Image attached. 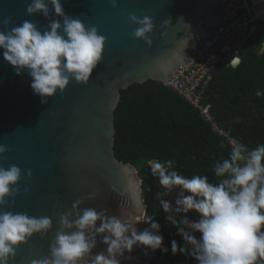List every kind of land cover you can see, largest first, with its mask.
<instances>
[{"label": "water", "instance_id": "obj_1", "mask_svg": "<svg viewBox=\"0 0 264 264\" xmlns=\"http://www.w3.org/2000/svg\"><path fill=\"white\" fill-rule=\"evenodd\" d=\"M60 2L65 14L97 27L106 42L102 60L88 83L72 81L46 104L33 93L27 71L16 75L0 49V144L9 149L0 156V166L21 169L15 203L2 210L48 216L53 222L43 238L34 234L17 246L9 264H31L48 256L50 242L60 227V214L71 211L72 203L90 193L97 195L84 199L81 208L106 210L108 215L131 210L125 176L140 178L130 164L115 157L113 150L114 109L120 90L148 80L167 81L211 37L229 0H117L115 8L109 0ZM29 3L0 0V29L3 19L10 17L13 24L27 19L43 31L49 20L41 14L27 16ZM243 4L258 12L253 0H235L234 9L243 11ZM129 14L152 19L151 46L133 38L137 25L129 22ZM51 16L54 13L50 11ZM261 18L257 17L252 31V36H262L258 55L264 52ZM166 20L171 21L168 26H164ZM29 169L31 177L25 174ZM104 248L98 237L94 254ZM125 256L130 259L121 258V264H166L142 247H134Z\"/></svg>", "mask_w": 264, "mask_h": 264}, {"label": "clouds", "instance_id": "obj_2", "mask_svg": "<svg viewBox=\"0 0 264 264\" xmlns=\"http://www.w3.org/2000/svg\"><path fill=\"white\" fill-rule=\"evenodd\" d=\"M109 3L117 7V0ZM50 11L54 16L50 17ZM25 14H41L49 23L41 31L27 19L18 25L10 17L3 19L0 49L16 75L27 71L30 87L42 104L58 91L63 93L72 81L86 85L102 60L106 42L97 27L65 14L60 0H30ZM129 22L137 25L133 38L151 46L152 19L129 14ZM170 23L166 20L164 26ZM8 150L0 144V156ZM147 165L158 180L155 199L159 209L183 241V246L171 241L173 255H188L196 264H264V143L249 148L232 138L226 157L212 165V179L206 174H182L174 159H152ZM25 174L31 177L32 172L29 169ZM20 177L18 166H0V264H9L17 246L34 234L43 238L53 225L48 216L2 210L14 205ZM125 178L130 211L108 215L106 210L81 208L84 199L95 198V192L76 200L71 211L59 216L60 227L50 242L49 255L31 264H121V258L130 259L125 253L134 247H142L146 254L157 249L167 253L156 215L149 214L143 204V180ZM147 191L151 192V187ZM190 212L196 214L195 220L188 217ZM141 223L145 225L142 230ZM98 237L105 248L94 254Z\"/></svg>", "mask_w": 264, "mask_h": 264}, {"label": "trees", "instance_id": "obj_3", "mask_svg": "<svg viewBox=\"0 0 264 264\" xmlns=\"http://www.w3.org/2000/svg\"><path fill=\"white\" fill-rule=\"evenodd\" d=\"M253 38L240 52L237 66L217 65L212 69L204 97V103L218 123L249 148L264 143V52L257 54L262 36L256 34ZM114 127V155L130 164L143 180L145 207L149 214L156 215L163 246L168 248L167 253L157 249L148 254L166 264H196L188 255L171 252L172 240L179 246H183V241L159 209L155 199L158 180L151 175L147 161L174 159L177 171L182 174H206L212 179L214 161L226 157L230 147L221 144L220 137L196 110L157 81L134 83L120 90L114 109ZM148 187L151 192L147 191ZM188 217L197 218L194 212ZM139 227L142 230L145 225L141 223Z\"/></svg>", "mask_w": 264, "mask_h": 264}, {"label": "built area", "instance_id": "obj_4", "mask_svg": "<svg viewBox=\"0 0 264 264\" xmlns=\"http://www.w3.org/2000/svg\"><path fill=\"white\" fill-rule=\"evenodd\" d=\"M234 1L229 0L211 37L198 52L162 83L196 110L211 131L220 137L221 144L229 147L230 140L234 137L218 123L209 106L204 103L205 93L212 79L211 71L214 67L217 65L235 67L240 63L239 54L252 37L254 22L257 17L264 16V9L263 12H256L245 4L244 10L237 12L233 6Z\"/></svg>", "mask_w": 264, "mask_h": 264}, {"label": "bare ground", "instance_id": "obj_5", "mask_svg": "<svg viewBox=\"0 0 264 264\" xmlns=\"http://www.w3.org/2000/svg\"><path fill=\"white\" fill-rule=\"evenodd\" d=\"M257 5V9L259 12H263V9H264V0H258V2H256Z\"/></svg>", "mask_w": 264, "mask_h": 264}, {"label": "crops", "instance_id": "obj_6", "mask_svg": "<svg viewBox=\"0 0 264 264\" xmlns=\"http://www.w3.org/2000/svg\"><path fill=\"white\" fill-rule=\"evenodd\" d=\"M257 0H255V2H256ZM254 3V2H253ZM257 9V8H256ZM258 10V9H257ZM261 22H262V24L264 25V17L263 18H261ZM253 37L254 36H252V38H251V41L253 40Z\"/></svg>", "mask_w": 264, "mask_h": 264}, {"label": "rangeland", "instance_id": "obj_7", "mask_svg": "<svg viewBox=\"0 0 264 264\" xmlns=\"http://www.w3.org/2000/svg\"><path fill=\"white\" fill-rule=\"evenodd\" d=\"M254 1H255V0H253V2H254ZM257 1H258V0H257ZM257 1H256V2H257ZM253 39H254V38H253Z\"/></svg>", "mask_w": 264, "mask_h": 264}, {"label": "snow or ice", "instance_id": "obj_8", "mask_svg": "<svg viewBox=\"0 0 264 264\" xmlns=\"http://www.w3.org/2000/svg\"><path fill=\"white\" fill-rule=\"evenodd\" d=\"M236 61H234V63H235Z\"/></svg>", "mask_w": 264, "mask_h": 264}]
</instances>
